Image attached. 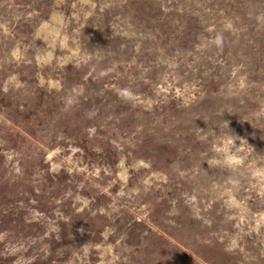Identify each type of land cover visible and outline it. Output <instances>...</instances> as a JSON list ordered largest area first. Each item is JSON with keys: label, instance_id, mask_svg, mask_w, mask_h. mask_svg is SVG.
I'll use <instances>...</instances> for the list:
<instances>
[{"label": "rangeland", "instance_id": "rangeland-1", "mask_svg": "<svg viewBox=\"0 0 264 264\" xmlns=\"http://www.w3.org/2000/svg\"><path fill=\"white\" fill-rule=\"evenodd\" d=\"M0 264H264V0H0Z\"/></svg>", "mask_w": 264, "mask_h": 264}]
</instances>
